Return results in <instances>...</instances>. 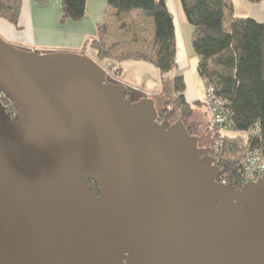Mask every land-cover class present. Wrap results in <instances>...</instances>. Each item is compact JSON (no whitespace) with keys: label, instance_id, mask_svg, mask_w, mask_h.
<instances>
[{"label":"water","instance_id":"obj_1","mask_svg":"<svg viewBox=\"0 0 264 264\" xmlns=\"http://www.w3.org/2000/svg\"><path fill=\"white\" fill-rule=\"evenodd\" d=\"M108 78L0 38V264H264V175L218 183L184 122Z\"/></svg>","mask_w":264,"mask_h":264},{"label":"trees","instance_id":"obj_2","mask_svg":"<svg viewBox=\"0 0 264 264\" xmlns=\"http://www.w3.org/2000/svg\"><path fill=\"white\" fill-rule=\"evenodd\" d=\"M247 1L251 4L264 2ZM39 2L43 3L44 0ZM179 2L186 22L192 29L191 45L199 59L200 78L205 87L212 86L216 97L225 101L230 129L237 134L230 137L220 131H213L214 143L206 152L216 160L221 170L219 179H226L227 182L237 185L235 182L241 174L237 163L241 149L237 145L245 143V135L259 130L256 136L249 135L252 143L260 146L264 156V23L234 16L232 0ZM106 3L105 18L98 24L97 35L91 42L96 57L107 63L132 60L153 64L161 76L159 96L164 97L163 110L158 113L160 121L170 125L180 120L185 122L204 105L201 101L193 104L186 101V82L177 63L176 28L166 0H106ZM86 4L87 0H61L60 23L82 21L86 16ZM22 7L23 0H0V18L18 26ZM134 14L151 24V48L149 52L137 49L118 55L117 52H120L123 44L110 42L108 17L111 15L119 21ZM121 28L127 30L128 27L123 24ZM133 43L138 45L139 42L134 40ZM118 73L120 74V70L114 74ZM147 97L149 96H143ZM0 98L3 99L0 103L7 106V112L13 116L15 111L11 102L1 94ZM199 122L201 121H196L194 126ZM218 142L224 143L223 149L216 146ZM229 144L237 147L229 148ZM90 186L94 190L97 188L93 182Z\"/></svg>","mask_w":264,"mask_h":264},{"label":"crops","instance_id":"obj_3","mask_svg":"<svg viewBox=\"0 0 264 264\" xmlns=\"http://www.w3.org/2000/svg\"><path fill=\"white\" fill-rule=\"evenodd\" d=\"M232 2L234 5V16H238L235 14L234 0H232ZM166 3L168 10L174 18L176 28L177 63L179 68L187 69L189 65L187 39L191 37L192 29L190 30L191 33L189 31L187 32L186 24L188 23L186 22L179 0H166ZM106 7V0H87L86 16L82 21L77 23L67 21L65 24H61V0H44L43 3H40L39 0H23L18 26H14L8 21L0 18V37L15 46L38 52L66 51L79 53L85 49L93 50L91 49V42L97 35L98 24L105 18ZM248 10L247 13L249 16L247 18H251L259 23H264V2L261 4H252L248 7ZM189 39L191 40V38ZM93 57H96L95 52ZM124 62H128V65L142 64L136 61ZM115 64L112 63L111 66ZM147 65L148 67H145L148 69L146 68L145 71L147 73L152 71L155 76V70H157V68L153 64L147 63ZM117 66H121V64ZM119 70L121 71L120 67ZM182 74L186 82V101L189 104L201 101L199 88L193 79L192 73L185 70ZM122 76L123 72L119 74L120 78L118 77L117 81H121L129 88L128 99L130 101H138L142 99L144 95L152 98L154 93L159 95L161 92L160 73L155 82L157 90L153 91L147 88L150 87L149 78L143 79L139 78V76L137 77L141 85L145 87V90L141 86L134 88V86H131V83L126 78H122ZM156 77L157 76H155V78ZM202 82L204 83L203 80Z\"/></svg>","mask_w":264,"mask_h":264},{"label":"rangeland","instance_id":"obj_4","mask_svg":"<svg viewBox=\"0 0 264 264\" xmlns=\"http://www.w3.org/2000/svg\"><path fill=\"white\" fill-rule=\"evenodd\" d=\"M234 4H235V10H236L235 14L236 15H238L239 17H248L249 16L247 12L249 11L248 7H250V5H252L250 2H248L247 0H234ZM107 21L110 25L109 28L111 29L110 42L111 43L120 42L121 44H123V47L120 49V52L119 51L117 52V54L118 53L119 54L127 53L129 51H135L137 49H140L143 52H149L148 50H150V48H151V41L153 39V29H152V26L148 20L143 19L138 14H134L131 17H126V18L119 20V21L116 19H113L112 16L109 15ZM123 24L127 25V27H128L127 30H124L123 28H121V25H123ZM186 26H187V32L188 31L190 32L191 27L188 24H186ZM189 38H191V37H188V39H187L188 40L189 65H188L187 69L179 68V71L181 73H184L186 70V71L192 73L193 79L195 80V83H196L197 87L199 88L200 100L204 106L200 107L199 110L192 117L188 118L184 122V124L185 125H192V129L197 128L196 133L198 134L199 137L202 138L201 139V148L208 149L213 145L215 136H214L213 130H210V132H207V124H208V122L211 121V117H210L209 112L205 106V100H206V95H207L206 93L207 92H206L205 85L202 82L200 75H199V72H198L199 59L196 56V54L192 48L191 40ZM134 40H137V42H139L138 45H134V43H133ZM126 45H128V46H126ZM79 53L82 54L83 56L96 59V61L98 63H100L103 66V68L110 75L108 78L109 82L116 81L118 83H122L121 81H117L118 80L117 78L119 77V73H118V75L114 74L115 72L119 71L118 69L120 67L121 68L120 73L123 72L122 78H126L131 83V86H134V88L141 86L142 88L145 89V87H143V85H141L140 81L137 79V77L139 76V78H143V79L149 78L150 79L149 80L150 81L149 82L150 87H147L148 90H152V91L157 90V88L155 86L156 85L155 82L158 79L159 71L155 70V76H157L156 78H155L152 71H150V73H147L145 71L146 68L148 67L147 63L145 64L144 62H141L142 64L128 65L127 64L128 62H122L124 64H122L121 62L120 63L115 62L116 64L114 62H111L110 64H107L106 62H102L98 58L93 57V55H94L93 50L85 49V50L80 51ZM128 61H132V60H128ZM112 63L115 65L111 66ZM120 64H121V66H117ZM145 66H147V67H145ZM153 69H154V67H153ZM152 99L154 100L155 108L157 109V111L161 112L163 110V107H164V97H161L158 94L154 93ZM0 102L1 103L3 102L2 98H0ZM131 102H133V101H131ZM4 107H7V106H4ZM196 121H201V122H199V124L194 126ZM221 133L223 135H227L230 137H235L237 135L235 132H233L229 128L223 129L221 131Z\"/></svg>","mask_w":264,"mask_h":264},{"label":"built area","instance_id":"obj_5","mask_svg":"<svg viewBox=\"0 0 264 264\" xmlns=\"http://www.w3.org/2000/svg\"><path fill=\"white\" fill-rule=\"evenodd\" d=\"M206 88V100L205 106L211 117L209 123L210 130L222 131L223 129H230V124L228 123V110L226 108V103L224 100L216 97L214 93V88L212 86ZM7 109V108H6ZM259 130L249 133L251 135H257ZM245 135V143L237 146L241 149V153L238 158V167L240 170V177L237 179L235 184L227 182L226 179L220 180L218 178V183L223 185H233L236 188H242L247 183H256L264 175V156L262 150L258 144L252 143L251 135ZM229 148H235L236 145L229 144ZM216 146L221 150L223 149L224 143H217ZM236 146V147H237Z\"/></svg>","mask_w":264,"mask_h":264},{"label":"flooded vegetation","instance_id":"obj_6","mask_svg":"<svg viewBox=\"0 0 264 264\" xmlns=\"http://www.w3.org/2000/svg\"><path fill=\"white\" fill-rule=\"evenodd\" d=\"M111 83H113V82H111ZM186 128H187L188 133L190 134V136H192L193 138H196L198 140V147L203 150L202 156H209L207 154V152H206L207 149L206 148H201V139L202 138L199 137L198 134L196 133V129L197 128L192 129V126L191 125H186ZM207 132H210L209 126L207 128ZM95 192H96V194H98V188H96Z\"/></svg>","mask_w":264,"mask_h":264}]
</instances>
